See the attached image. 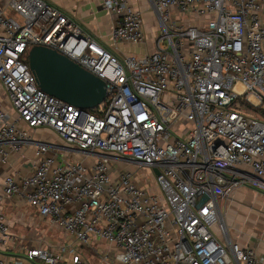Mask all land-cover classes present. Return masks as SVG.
Listing matches in <instances>:
<instances>
[{
  "label": "built area",
  "instance_id": "built-area-1",
  "mask_svg": "<svg viewBox=\"0 0 264 264\" xmlns=\"http://www.w3.org/2000/svg\"><path fill=\"white\" fill-rule=\"evenodd\" d=\"M101 3L114 16V39L144 42L129 0ZM152 3L156 48L126 59L44 0H8L18 18L0 6V83L15 111L0 107V165L36 147L32 171L0 183V205L18 198L63 235L57 246L11 252L0 211V264H92L84 250L98 242L116 249H96L108 264H260L252 247L223 244L213 228L226 234L218 206L233 189L264 192V0ZM34 46L105 82L96 113L40 89L28 63ZM239 98L262 112L232 108ZM23 124L51 129L63 144L35 141ZM80 153L91 160L72 158ZM117 160L150 169L157 193L130 171L112 180Z\"/></svg>",
  "mask_w": 264,
  "mask_h": 264
},
{
  "label": "crops",
  "instance_id": "crops-1",
  "mask_svg": "<svg viewBox=\"0 0 264 264\" xmlns=\"http://www.w3.org/2000/svg\"><path fill=\"white\" fill-rule=\"evenodd\" d=\"M44 1L62 11L87 32L93 34L101 45L115 53L120 59L133 56L141 57L154 52L156 48V38L160 33L161 26L152 0H129L133 9L139 12L143 18L145 40L139 45L126 44L113 38L114 16L103 8L101 0ZM0 6L5 9V13L9 17L18 18L9 8L8 0H0ZM0 107L15 117V111L1 83ZM23 126L35 141L63 144L62 139L49 128L31 129L25 124ZM35 152L36 147L33 145L26 147L22 153L10 155L7 162L0 165V183L10 175H28L35 163ZM63 155L66 158L70 157L67 152H64ZM72 158L91 160L81 153L72 155ZM218 210L221 222L225 225L226 234L224 235L220 227L216 225L213 228L215 236L223 244L236 243L242 248L252 247L257 253L259 263L264 264V192L251 187H237L225 199L219 200ZM0 211L8 219L17 250L22 246L27 248L32 247L31 244L36 245V241H39L38 239L44 233L54 236V229L52 231L48 229L43 218L18 198L4 199L0 205ZM57 231L59 233V229ZM61 240L63 238H59L58 242ZM96 245L97 243L94 247ZM111 248L113 249V247ZM230 264L237 263L233 259Z\"/></svg>",
  "mask_w": 264,
  "mask_h": 264
},
{
  "label": "water",
  "instance_id": "water-1",
  "mask_svg": "<svg viewBox=\"0 0 264 264\" xmlns=\"http://www.w3.org/2000/svg\"><path fill=\"white\" fill-rule=\"evenodd\" d=\"M28 63L42 91L82 111L98 108L107 97L103 80L54 50L34 46ZM154 173L160 174L158 169Z\"/></svg>",
  "mask_w": 264,
  "mask_h": 264
},
{
  "label": "rangeland",
  "instance_id": "rangeland-1",
  "mask_svg": "<svg viewBox=\"0 0 264 264\" xmlns=\"http://www.w3.org/2000/svg\"><path fill=\"white\" fill-rule=\"evenodd\" d=\"M232 108L237 109L238 111H240L242 113H245V114H248V115L254 116V117L259 116V114L262 112L261 110H255V109L249 108L244 103L243 98H239L238 101L232 106ZM63 153H64V151H63ZM113 163H114V169L111 170L109 173L112 180H115L117 178L118 173L125 171V170L130 171V172L138 174L139 176L142 177V179H145V182L150 185V191L152 193H157L158 186L156 185V183H154L155 182L153 180L154 175H152V172L150 169H148L146 167H141L138 164H134V163H131V162H128L125 160H117V161H114ZM44 223L47 225V228L50 229L51 231H52V229H54V236L44 233L42 235V237L38 240H42V239H46V240L45 241H36L35 240L36 241L35 244L38 245L41 242H44L45 244H50V245H54V246L59 245L58 239L62 238V233L60 232V230L58 233V231H57L58 228L51 226L46 221H44ZM31 245H34V244H31ZM98 248H101L103 251H108L111 256L116 254V249H114V247L112 249L111 247H108V245L103 243V242L97 243V245L95 247L84 250V254H85L84 256L86 258H88V260L92 264H108V262L104 261L102 255L97 251ZM12 251H17V249L13 248V249H11V252ZM111 264H117V263L112 262Z\"/></svg>",
  "mask_w": 264,
  "mask_h": 264
},
{
  "label": "trees",
  "instance_id": "trees-1",
  "mask_svg": "<svg viewBox=\"0 0 264 264\" xmlns=\"http://www.w3.org/2000/svg\"><path fill=\"white\" fill-rule=\"evenodd\" d=\"M90 112L96 113V110L94 109V110H91ZM99 114H100V113H99Z\"/></svg>",
  "mask_w": 264,
  "mask_h": 264
}]
</instances>
